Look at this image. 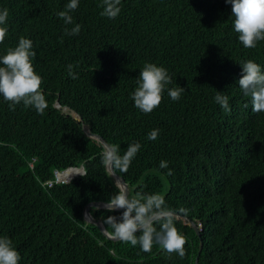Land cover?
<instances>
[{"label":"trees","instance_id":"obj_1","mask_svg":"<svg viewBox=\"0 0 264 264\" xmlns=\"http://www.w3.org/2000/svg\"><path fill=\"white\" fill-rule=\"evenodd\" d=\"M69 2L0 0L9 12L0 55L20 37L30 39L49 104L41 115L23 103L11 110L0 96V236L13 241L19 264H196L197 256L198 264H264V113L252 111L237 83L243 60L264 70V41L243 47L225 0H121L115 19L101 16V0H79L71 14L81 30L69 36L57 16ZM145 63L167 69V87L185 89L178 101L166 89L149 114L131 98ZM62 91L88 129L120 155L141 144L118 174L130 194L159 193L185 216L176 222L187 238L184 258L112 240L85 218L88 203L106 202L122 186L102 164L103 143L74 119L77 112L55 107ZM217 91L228 97L230 112L215 102ZM154 129L158 138L148 140ZM161 160L168 169L159 168ZM56 171L67 182L57 181ZM90 211L105 229V218L120 214Z\"/></svg>","mask_w":264,"mask_h":264},{"label":"clouds","instance_id":"obj_2","mask_svg":"<svg viewBox=\"0 0 264 264\" xmlns=\"http://www.w3.org/2000/svg\"><path fill=\"white\" fill-rule=\"evenodd\" d=\"M225 2L231 5L233 28L243 47L252 49L259 41H264V0ZM120 5L121 0H101V16L117 18L121 12ZM78 6L79 0H70L64 10L57 13L66 26L65 35L75 36L81 30V25L74 22L71 14ZM8 15L6 8L0 9V44L4 43L8 33ZM73 24L70 29L67 27ZM32 48V41L22 36L16 46L6 48L5 54L0 55V96L9 103L11 110L23 103L25 107L34 108L42 115L49 104L42 88V77L37 74L32 63L36 55ZM239 65L242 68L237 81L239 88L244 96L250 98L252 111L264 113V70L252 59L243 60ZM67 70L72 79L78 78L73 65L69 64ZM136 83L137 87L131 98L134 106L145 114L159 107L166 89L173 101H178L185 91L180 86L167 87L172 79L166 68L155 63L143 65ZM214 99L226 113L231 111L229 99L222 92L217 91ZM158 135L159 129H154L147 139L156 140ZM140 148L139 142L130 143L124 154L120 155L118 146H109L102 153V164L113 174L126 173ZM159 168L168 169V162L161 160ZM167 175H172L171 169ZM117 187L118 191L104 204L107 212L120 213L118 216L108 215L104 220L106 230L111 229L112 238L133 247L139 245L143 252H151L154 246H158L169 256L175 253L184 258L187 238L176 227L177 212L167 206L164 197L159 193L143 191L130 194L126 188L119 185ZM180 212L187 214L186 209H180ZM20 259V253L13 241L7 236H0V264H19Z\"/></svg>","mask_w":264,"mask_h":264},{"label":"water","instance_id":"obj_3","mask_svg":"<svg viewBox=\"0 0 264 264\" xmlns=\"http://www.w3.org/2000/svg\"><path fill=\"white\" fill-rule=\"evenodd\" d=\"M61 102H64V105L61 104ZM55 107L59 108V109H63V110H66L68 109L69 111H73V112H77V116H78V119L74 118L83 128V130L85 131V133L89 136H92V137H95L97 138L98 140H100L105 149L109 146H111L102 136L98 135V134H95V133H92L89 129H88V125L89 123L84 120L81 112L79 111V108L78 106L70 101L68 98L65 97L63 91L62 92H59V96L58 98L56 99V102H55ZM67 111V110H66ZM77 168H80L82 170V173L80 174H83L84 173V167L83 166H80V167H77ZM109 173L115 178L118 180V182L121 184L122 187L126 188L128 191H129V185L128 183L126 182V180L124 179V177H122L120 174H118V172H116L115 174H113L109 169H108ZM78 174V175H80ZM77 175V176H78ZM106 202L104 201H95V202H90L86 205L85 207V211H84V214H85V218L87 220H89L91 223H93L103 234H105L108 238L112 239V240H116V239H113L112 236L110 235V233L104 228V226L101 224L100 221H97L96 218L92 215L91 211H90V208L91 207H96V208H104V204ZM177 216L179 217H185L183 214H180V213H177ZM189 219V218H188ZM190 221V224L194 227V229L196 230V232L198 233L199 236H201V233H200V230H199V227L191 220L189 219ZM203 248V241L201 240V245H200V249H199V254L201 252ZM196 264H198V256L196 258Z\"/></svg>","mask_w":264,"mask_h":264},{"label":"built area","instance_id":"obj_4","mask_svg":"<svg viewBox=\"0 0 264 264\" xmlns=\"http://www.w3.org/2000/svg\"><path fill=\"white\" fill-rule=\"evenodd\" d=\"M63 172H64V171H62V172H60V171H56V172H55V175H56L57 181H60L59 178H58V176H57V174H58V173H63ZM49 184L52 185V183H49Z\"/></svg>","mask_w":264,"mask_h":264},{"label":"bare ground","instance_id":"obj_5","mask_svg":"<svg viewBox=\"0 0 264 264\" xmlns=\"http://www.w3.org/2000/svg\"><path fill=\"white\" fill-rule=\"evenodd\" d=\"M74 168V167H73ZM70 169V168H69ZM82 173V172H81ZM80 174V173H79ZM78 175V174H77ZM57 176H58V174H57ZM76 176V175H75ZM60 181H64V180H61V179H59Z\"/></svg>","mask_w":264,"mask_h":264},{"label":"rangeland","instance_id":"obj_6","mask_svg":"<svg viewBox=\"0 0 264 264\" xmlns=\"http://www.w3.org/2000/svg\"><path fill=\"white\" fill-rule=\"evenodd\" d=\"M55 177H56V175H55ZM56 180H57V178H56Z\"/></svg>","mask_w":264,"mask_h":264}]
</instances>
